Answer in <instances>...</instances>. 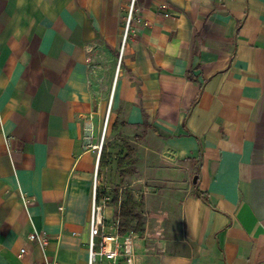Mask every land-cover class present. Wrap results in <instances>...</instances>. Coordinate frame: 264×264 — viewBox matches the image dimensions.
<instances>
[{
    "label": "crops",
    "instance_id": "obj_1",
    "mask_svg": "<svg viewBox=\"0 0 264 264\" xmlns=\"http://www.w3.org/2000/svg\"><path fill=\"white\" fill-rule=\"evenodd\" d=\"M128 1L0 0V264L89 263L111 112L178 211L138 264H264V0Z\"/></svg>",
    "mask_w": 264,
    "mask_h": 264
},
{
    "label": "rangeland",
    "instance_id": "obj_2",
    "mask_svg": "<svg viewBox=\"0 0 264 264\" xmlns=\"http://www.w3.org/2000/svg\"><path fill=\"white\" fill-rule=\"evenodd\" d=\"M130 6L131 0L128 1V6L126 8L123 40ZM134 8H136V1ZM132 22L133 21L129 24L126 38L128 37ZM119 126L120 119L118 117H115V120L114 118L112 119L111 112L107 127L105 125V127L103 126L100 130L98 146L99 148L104 147V154L108 157H106L107 160L102 167H99L98 161L96 162L94 196L97 191V193L102 196V199L95 205L101 208V217L104 227L103 232L106 234H112L115 232L117 226V220L114 217L116 204L112 201L114 195L117 192L118 200L121 202L124 200L126 194H132L134 200L137 202L136 212L141 214L144 223V232L142 235L137 234L138 238L136 240L138 258L139 261H141L143 260V256L141 254L142 248L140 247V242L144 237L150 239V241L151 239L154 240L155 238H160V235L169 239L177 237L180 227L174 223V219L177 217L178 211L171 208V200L168 199L167 201H164L166 195L160 193L162 188L154 186L155 184H160L156 174L160 168L164 167L163 164L157 162L155 158L156 152L160 151V146L153 138L134 141V136H141V134H143L142 130H133L130 128L122 129ZM110 138L112 139L110 143L107 144V141ZM125 154H128L131 160L123 162L118 167L117 160ZM123 174L126 176L120 178L119 175ZM144 194L148 195V203L151 205L153 203L157 207L158 204L162 202V208L164 209L161 210V207L155 209L153 207V209L150 208L147 210L143 204ZM158 197L161 199H158L157 201ZM161 219L162 223L158 224L156 220L161 221Z\"/></svg>",
    "mask_w": 264,
    "mask_h": 264
},
{
    "label": "built area",
    "instance_id": "obj_3",
    "mask_svg": "<svg viewBox=\"0 0 264 264\" xmlns=\"http://www.w3.org/2000/svg\"><path fill=\"white\" fill-rule=\"evenodd\" d=\"M135 1L136 0H131L124 40L127 36L130 22L136 20V8H134ZM164 9V6L160 7L159 12L163 11ZM160 14H162L166 18L168 17V14L165 12ZM95 204L96 203L94 196L91 209L90 239L88 243V264H138L139 258L136 245V240L138 238L137 234L130 232L124 236H120L117 231V226L114 233H104L101 208L99 206H96ZM28 239L32 242L37 243L43 249L48 244V237L44 233H31L28 235ZM24 254L25 250L21 249L18 257L21 258Z\"/></svg>",
    "mask_w": 264,
    "mask_h": 264
},
{
    "label": "trees",
    "instance_id": "obj_4",
    "mask_svg": "<svg viewBox=\"0 0 264 264\" xmlns=\"http://www.w3.org/2000/svg\"><path fill=\"white\" fill-rule=\"evenodd\" d=\"M104 148H102L99 157V167L104 166L106 156L104 154ZM129 155L123 156L117 160V166L119 167L123 162L130 161ZM121 177H123L121 175ZM102 199V196L97 193L95 194V203L98 204ZM116 204V210L114 217L117 220V231L120 236H124L130 232L142 235L144 232V223L142 216L136 212L137 202L134 200L132 194H126L124 200L119 202L117 192L112 200Z\"/></svg>",
    "mask_w": 264,
    "mask_h": 264
},
{
    "label": "water",
    "instance_id": "obj_5",
    "mask_svg": "<svg viewBox=\"0 0 264 264\" xmlns=\"http://www.w3.org/2000/svg\"><path fill=\"white\" fill-rule=\"evenodd\" d=\"M194 182H195V178H194V180H193Z\"/></svg>",
    "mask_w": 264,
    "mask_h": 264
}]
</instances>
